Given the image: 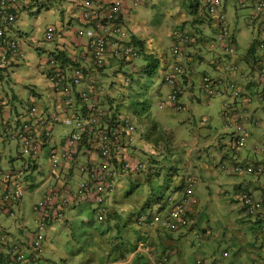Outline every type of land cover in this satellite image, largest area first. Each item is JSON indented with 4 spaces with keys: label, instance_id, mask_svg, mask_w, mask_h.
<instances>
[{
    "label": "rangeland",
    "instance_id": "obj_1",
    "mask_svg": "<svg viewBox=\"0 0 264 264\" xmlns=\"http://www.w3.org/2000/svg\"><path fill=\"white\" fill-rule=\"evenodd\" d=\"M53 2V6L41 9L40 12L34 7L32 15L24 13L14 22V26L23 31V51L26 53V58L16 70V75L12 68L3 72L5 77L0 79V98L9 101L16 94L25 102L24 105L21 101L14 103L19 110L28 108L34 99L40 105L43 100L55 102V97L52 94L49 95L48 77L37 67L40 61L48 59L49 51L55 52L54 39L47 40L44 36L46 30L50 26H56L60 34L63 20L66 19V23L70 20L67 14L63 16V9L67 8L69 3ZM191 2L200 4L201 12L205 9L202 0L159 2L150 0L149 4L141 3L138 6V19L132 26L136 30V35L145 44V53L159 59L154 76L141 77L134 74L132 83L126 78L129 74L137 73L132 70L137 68L138 71L148 62V59L142 56L128 64L118 63L121 66L120 71L107 68L106 73L102 74L103 83L107 87L110 88V82L114 83L113 86L117 89L114 95L117 93L120 108L130 115L139 128L145 129V133L143 135L139 133L134 143L138 150L139 161L145 165L144 172L141 176L126 175L123 177L112 195L124 196L133 188V184L142 180L144 186L141 189L147 196H150L151 201L161 198L160 200L165 202L169 197L181 198L185 191L184 176L194 174L198 177V183L192 191L200 204L191 211L193 213L190 217V226L175 233L176 236L184 234L187 243L195 247L197 255L192 256L190 264H196V258L200 259L204 250L206 251H204L206 254L204 257H217L220 264H255L253 252L257 251L254 250L252 241L255 232L253 220L256 217L244 211L242 205L235 199L245 194V191L262 196L260 188L261 183L264 182V175L258 172L234 173L232 168L236 164L249 162L256 166L264 162V154L253 148L255 145L264 146V112L259 115L260 127H250L252 134L242 148V156L233 157L228 149L230 130L226 128L224 120V103L228 101V97L207 98L200 88L201 76H199L196 78L195 96L191 99L185 96L181 101L185 107L183 111H176L169 103V87L164 82L163 74L166 57H169L172 63L175 62L171 51L174 40L173 30L185 29V31L200 34L198 33L199 28L195 27L196 23H192L195 18L191 17L195 14L190 12ZM223 2L224 8L226 5L227 20L234 30L239 45L238 55L244 57L254 39L258 37V31L250 29L247 25L248 17L254 14L255 10L251 7L242 8L239 0H223ZM180 16H187L191 21L183 27ZM199 18L208 21L203 15ZM209 23L215 26L218 22L216 18H213ZM209 23L203 27L206 32L211 30L212 26L210 27ZM74 24L78 25L77 28L84 34L85 30L82 26L76 21ZM128 31L133 34L129 27ZM204 40L201 51L206 53L207 40ZM258 53L259 59L264 62V55L260 51ZM241 65L244 66L243 63ZM200 70L209 69L207 66H201ZM246 72L249 71L246 70ZM33 89L39 90L41 98L32 97L31 90ZM259 89L264 91V86H259ZM112 98L115 100L114 97ZM163 102L168 105L161 107ZM8 107H11V104ZM70 115L73 113L70 112ZM68 132L66 127L59 125L55 131L54 140L66 137ZM1 143L3 147H0L2 156L0 167L4 170L17 169L18 172H23L25 197L21 204V213H17L15 217L5 215L0 211V230L8 234L14 233L24 240L22 226L25 227V231L35 232L37 230L33 208L38 203L42 190L55 181L54 171L45 151L38 159L37 170H32L24 165L25 161L29 160V156L17 141L4 140ZM131 152L135 155L132 149ZM22 153L25 154L21 157ZM228 155L231 157L229 158ZM77 169L76 166L72 186H77L83 179ZM156 171L159 173L158 176L154 174ZM150 173L154 174V177L150 178L148 175ZM147 179L149 181H146ZM240 182L243 185L251 182V189L241 191L237 188ZM152 188L153 192L150 195ZM137 195L136 191L131 197L134 198ZM89 202L90 204H84V210L82 209L81 212L74 213V215L69 214V221L67 220L65 225L50 226L48 239L44 241V264H101L104 261L99 256V248L94 246V238L97 239L101 231L98 224V204L94 201ZM160 207V203H155L152 211L156 213ZM170 208H172L171 204L167 206V213ZM209 226L213 227L212 241H216L217 245L211 242L207 247L200 248L199 244L204 239H199L196 234L201 231L200 229ZM21 229H23L22 232ZM153 230L151 231L152 236L156 235V231ZM89 237L93 241L88 240ZM100 249L103 248L100 247ZM224 250L233 252L231 258L223 257ZM129 257L121 260L120 264H146L142 260L136 263L135 258L129 260ZM14 264L23 263L14 262Z\"/></svg>",
    "mask_w": 264,
    "mask_h": 264
},
{
    "label": "built area",
    "instance_id": "obj_2",
    "mask_svg": "<svg viewBox=\"0 0 264 264\" xmlns=\"http://www.w3.org/2000/svg\"><path fill=\"white\" fill-rule=\"evenodd\" d=\"M86 1L93 7L81 15L80 19L86 24V28L84 34L81 30L78 32L79 38L86 39V51L74 55L70 59L71 65L64 64L62 60L51 56L45 61H40L37 66L39 71L48 77L50 89L60 101V111L49 110L44 104L33 103L11 120L5 111V101L0 99V135L6 134L10 140L17 141L23 151L37 161L40 155L48 150L51 166L56 175L59 173V176H64L76 166L81 173H87V179H83L74 188L59 183L50 185L42 199L34 205L37 230L29 234L27 242L12 241L0 230V258H4L10 264L12 262L39 264L44 252L46 219L51 217V213H58L56 204L59 200L68 207V202L62 200L71 198L72 194H80L85 200L103 203L109 188L108 182L105 181L113 176L109 161L114 159L115 152L118 155L123 150L128 151L126 148L128 149L136 140L137 126L128 119L114 128L109 127L110 118L100 103L104 100L105 91L98 75L100 69L111 60L121 61L139 57V49L130 40L127 22L141 3L146 4L150 0ZM202 3L207 13L215 17L218 22V32L208 39L207 47L215 57H218L214 58L212 63L217 66L219 74L218 76L202 74L200 88L207 98L228 97V101L224 103L225 126L230 130L228 149L233 157H238L251 134L249 125L252 122L254 127L260 125L261 121L252 119L250 113L256 98L264 101V93L256 96L250 93L245 95L244 87L233 77L241 71V67L235 61L238 57L239 45L227 20L223 0H202ZM239 3L242 8L251 7L255 10V13L248 17L247 25L250 29L258 31V39L256 38L258 48L264 54V0H239ZM19 5V0H0V73L14 68L16 62L20 64L26 58L23 38L7 35V30L17 20L14 12L19 10ZM58 32L56 26H50L44 36L47 40H55L59 35ZM173 39L171 51L175 62L165 71L164 81L170 90L169 103L176 111H183L185 107L181 102L183 87L180 78L188 76L191 49L199 42L196 34L185 29L176 30ZM206 63L203 56L196 55L195 66L201 67ZM253 67L257 75L254 80L264 85V62L255 63ZM88 69L95 76L89 78ZM245 80L249 82L252 77L247 75ZM165 105L168 103L163 102L161 107ZM70 112L73 115H70ZM59 125L66 127L69 132L66 137L55 141V131ZM83 146L97 147L101 161H92L83 166L77 162V158L83 152ZM260 146H254V150L263 154L264 146ZM120 168L122 176L133 175L142 172L144 164L122 161ZM232 171L264 174V165L236 164ZM22 176V171H0V205L4 208V212L11 216H14L16 211H20L25 196ZM187 183L190 189L195 187L198 183L197 176L190 175ZM240 200L249 215L264 213V201L254 195L242 194ZM170 203L172 208L167 214V219L162 218L164 214H155L150 220L151 224L163 226L168 230H177L186 226L189 220L185 216V209L198 205L199 200L191 190L184 201L177 203L171 199ZM207 233L210 234L211 231L208 230ZM146 250L142 246L138 249L139 252ZM149 259L151 264H167L165 257L158 258L154 254H149Z\"/></svg>",
    "mask_w": 264,
    "mask_h": 264
},
{
    "label": "trees",
    "instance_id": "obj_3",
    "mask_svg": "<svg viewBox=\"0 0 264 264\" xmlns=\"http://www.w3.org/2000/svg\"><path fill=\"white\" fill-rule=\"evenodd\" d=\"M19 11L20 10H18L17 12H14L16 14L17 19L19 18V14H18ZM204 39H208V38H205L202 34L199 35L198 36L199 43L197 45L202 46L203 42L205 41ZM257 39H254V41L252 42L246 54V57H247L246 59L248 60V62L252 60L256 63H259V60L257 59L258 58L257 54H259ZM132 44L136 48H140L141 56L144 59H148V62L142 65L140 70L137 71L138 75L141 77L142 76H149V77L154 76L158 68L159 59L151 57V55L149 56L148 54L145 53L144 42L142 40H138L134 38L132 40ZM52 54L55 55L57 59H61V60L63 59L64 62L70 60V58H68V56L64 53H59V54L52 53ZM190 57H191V54H190ZM125 62L127 63L128 60L125 59ZM130 62H131V59H130ZM132 75L133 74H129L128 76L132 77ZM132 81L133 80L131 79V82ZM114 90H115V87L111 86L110 91H114ZM116 91L117 89L115 90V92ZM259 93H264V91H260ZM76 97L78 98L79 96L77 95ZM112 97H114L115 100H113ZM112 97L107 98L103 101H100L101 106L105 109L106 115L110 118L109 119L110 121L108 122L109 127L114 128L115 126H118L125 119H128L132 122L130 115L120 108L119 100L117 98V93L116 95ZM154 127L156 126L154 125ZM119 129L121 128L119 127ZM98 152L99 151L97 147H94V148L84 147L82 154L77 158V162L81 163L82 166L86 164L88 165V163L92 161L100 162L101 157ZM45 153H47L49 156L48 150H46ZM115 153H114V159H111L109 161V165L112 168L113 176L110 179L105 181L106 183L108 182L107 185H109V188L107 189V193L104 196V199H103L104 202L99 204L94 200H85L83 199V196L80 194H75V195L72 194L71 198L69 199L64 198V200H62L66 203L68 202V205H69L68 207L64 206L63 202L59 200V202L56 204V208L59 210L58 213L57 214L51 213V217L46 219V231L47 232H46L44 241L45 240L47 241L48 239L47 237H48L50 226L65 225L67 220L69 221V217H68L69 214L74 215V213L77 214L81 212L82 209L84 210L83 208L84 204H90L89 201H94L98 204V211L102 213L103 215L102 219L98 221V224L101 228V231L99 232L100 235L97 236V239L94 244L95 247L99 248L98 249L99 256L104 260L101 262V264H107V263L111 264V263H116L121 260H125L134 250H137V248H139L140 246L145 247V249L147 250L139 252V255L135 257L136 263L137 262L139 263L142 260V261H145L146 264H151L150 259H149V254H154L158 258L165 257L167 259V264H170L171 258L175 255L176 252L179 253L181 250L183 251L185 250L187 251L184 253L185 262L187 264H190V259L192 258V256L197 255L194 250L195 247L193 244L189 245L187 243V238L184 237V234L176 236L175 233L179 232L180 229H177L176 231L167 230L163 228V226L162 227L156 226L150 223L151 218L155 215V213L152 211V206L155 203L161 204L160 210L157 211L156 213L164 214L162 215V218L164 220L167 219L168 217L167 214L169 213V212L168 213L166 212L167 206L169 204L172 205V203H170V200L173 199V197H169L165 202H163V200H160L161 198L157 199L156 201H151L150 196H147L146 193H144L141 189V187L144 186L142 180H139L137 184H133L132 186L133 188H131L129 192H126L124 196L112 195V192H114L117 188L118 182L123 178L121 171H120L121 162L122 161L134 162L139 159L134 154L129 153V149L128 151L123 150L118 155H116ZM28 159L29 160H27L26 163L29 166L33 167V169H36L38 167V164L36 162L37 160L34 159L33 157H29ZM261 164L264 165V162H261ZM141 173L133 174V175L141 176ZM58 174L56 175L53 173L55 181L53 183H49V186L45 190H42L41 197L39 200L42 199V197L44 196L45 192L50 187V185H54L55 183H59L61 185L63 184L65 186L67 185V186L74 188V186L71 185V181L69 180V178L71 177V172L67 173L66 175L64 174V176L62 175L59 176ZM154 174L155 176L159 175L157 171ZM154 174L150 173L148 175L150 178H152L154 177ZM80 175L84 179H87L86 172H82L80 173ZM190 175H194V174H187L184 176L183 181H184L185 191L182 193L181 198L173 199L175 202L180 203L184 201L185 199H187L189 191L192 190L190 189L187 183V179ZM148 179L146 181H149ZM109 182L111 184H109ZM136 191L138 195L132 198L131 195L135 193ZM150 192H151L150 193L151 195L153 192V188L151 189ZM192 193L194 196H196L193 191ZM107 200H108V203H107ZM236 201L240 202L241 201L240 197H238ZM78 209H80V211H78ZM192 210H193V206L187 207L185 209L186 211L185 216L188 218L192 217V213H193L191 212ZM94 213H96L95 210H94ZM59 214H61V216ZM142 217H144V219H142ZM189 226L190 225H188V227ZM188 227H186L185 229H187ZM152 230L154 232L156 231V235L152 236L151 234ZM31 232L33 231L26 230L25 232L24 230L23 232L24 240H21L19 238L18 240H16V242L18 243H21L23 241L27 242L29 240L28 236ZM89 239L91 240L90 237ZM100 247H102L103 249H100ZM100 253L102 256L100 255ZM202 256L205 259L204 257L205 255L203 254ZM197 260L198 258H196V264H199V261L197 262ZM205 261L207 260L205 259ZM212 262L213 264L219 263L217 258L213 259ZM1 263L2 261H0V264ZM38 263L44 264L43 262H38ZM11 264H14V262H12ZM207 264H209V262Z\"/></svg>",
    "mask_w": 264,
    "mask_h": 264
},
{
    "label": "crops",
    "instance_id": "obj_4",
    "mask_svg": "<svg viewBox=\"0 0 264 264\" xmlns=\"http://www.w3.org/2000/svg\"><path fill=\"white\" fill-rule=\"evenodd\" d=\"M53 1H56V2H60L61 4H63V1L65 2H68L69 3V6L67 8H64L63 9V16L65 14H67L69 16V23H66V19L63 20V25L61 27V31H60V34L56 37V39L54 40V44H55V47H54V50L56 52V54H59V53H64L66 54L68 57H72L74 55H78L79 53L83 54L87 47H86V39L84 38H79V28L78 25L74 24V21H76L78 24H80L82 26V28H86V24H84L81 20H80V17L81 15L83 14L84 11H87L88 9L92 8V4H88L86 0H19V16L23 15L24 13H28L29 15H32L34 13V10L33 8H37L38 9V12L41 11V9H44V8H49L51 6L54 5V2ZM157 2L159 1H164V0H156ZM150 3V2H149ZM155 3V2H154ZM190 8H191V13H193V15L195 14V16L191 17L192 19L195 18V20H192V23L195 24L196 23V28H199V31L198 33H200L199 35H204L206 36L208 39H210L213 35H215V33L218 32V28H217V25L213 26L211 25V19L215 18L212 16H209L207 14V11L206 9L203 10V12H201L200 10V4H196V3H193L191 2L190 3ZM205 8V7H204ZM225 10H226V5H225ZM201 12V13H200ZM136 15L129 18L128 20V27L130 28L131 32L133 33V36H135L138 40H141L137 35H136V30L133 28V24L135 23V21L138 19V11H136L135 13ZM191 15V14H190ZM204 16L207 18L208 21H203L202 19H200L199 17L200 16ZM198 16V17H197ZM179 18V17H178ZM185 19H188V20H185ZM180 20L183 24V27L186 26L187 22L191 21V19H189L187 16H180ZM195 21V22H193ZM180 22V21H179ZM207 23H209L210 27H211V30L206 32L205 29H203L204 26L207 25ZM135 30V31H134ZM202 33H201V32ZM234 31V30H233ZM174 32V30H173ZM7 35L9 37H14V36H21L23 38V31L19 28V27H16L14 26H11L9 27V29L7 30ZM198 35V36H199ZM145 46V44H144ZM203 46L201 45H196L194 46L192 49H191V57H190V60H189V74L188 76H184L182 78H180V84L181 86L183 87V96H182V99L186 96V97H189L190 99L193 98L195 95H194V89L196 88V78L199 76H201V79H202V73L205 71L211 75H215V76H218L219 74V71L217 70V66H214V64L212 63V60H214V58H218L217 56L215 57L214 54L210 53L208 51V49L206 50V53H203L201 51ZM39 48V47H37ZM208 51V52H207ZM53 51H49V57L52 55V53H55ZM201 55L203 56L204 58H206L208 60V62L204 65V66H207L209 70H200V67H197L195 66V61H196V55ZM264 55V54H263ZM258 56V60L259 59V54H257ZM246 55L244 57H241L238 55V57H236L235 61L236 63L241 67V71L234 75L233 77H235L236 79H238V81L240 82V84H242L244 86V89L247 93H250V94H253L254 96L257 95V93H259L261 90L259 89V85L257 82H252V81H249V82H246L245 80V77L247 76L246 74V70L247 68L249 69L248 71H253L252 75H255V69L253 67V62H248V60L246 59ZM173 59V58H172ZM230 61V60H227V62ZM244 64V66H242L241 64ZM165 70L171 66L173 63H172V60L169 58V57H166V61H165ZM22 65V64H18L17 62L14 64V68L13 69V73L17 74L16 70L19 68V66ZM245 67H246V70H245ZM164 70V71H165ZM246 73V74H244ZM15 74V75H16ZM5 77V74L3 73H0V79H3ZM263 86V85H261ZM170 91V90H169ZM168 91V93H169ZM50 92V91H49ZM162 92V91H161ZM31 95L32 97L34 98H41L40 94H39V90H31ZM49 95H51V93H49ZM54 96V95H52ZM55 97V96H54ZM13 104L14 103H17V102H20L22 103V105L25 104L24 101H22L20 98H18V96L16 94L13 95ZM46 103V106H48L49 110H57V111H60L61 109V106H60V101L57 100V98H55V102L54 103H51L49 101H44ZM62 105V104H61ZM14 107L12 109H16V106L15 104L13 105ZM251 112L250 113L252 115V119L255 118V119H258V120H261L259 115L264 112V101H261V100H257V98L254 100V103L252 104L251 106ZM14 114L13 111L10 109L8 110L7 112V116L8 115H12ZM260 125H261V122H260ZM260 125L258 127H260ZM249 127H254V124L253 122L251 123V125H249ZM256 127V128H258ZM139 133L140 135L142 134V129L140 128L139 129ZM252 134V133H251ZM0 141H4L3 139ZM136 145V144H135ZM133 145V146H129V150L131 151H134L135 155L138 157L137 153H138V150H137V147ZM0 147H3L2 143L0 142ZM254 148V146H253ZM127 149V150H128ZM241 155V153H240ZM229 158L231 157L230 155H228ZM242 156V155H241ZM1 155H0V166H1ZM249 163V162H248ZM260 183V182H258ZM251 185L252 183L251 182H248V183H245L244 185L240 182L239 184H237V188L240 189L241 191L242 190H249L251 189ZM260 188V187H258ZM261 192H262V196H256L257 198H260L262 200H264V182L261 183ZM243 208V207H242ZM2 208H0L1 210ZM5 215H8L5 213ZM255 222V232H254V236H253V241H252V245L254 246V250H256L257 252H253L254 254V257H253V260H254V263L255 264H262V261H261V252L259 250L260 248V244L262 243V241L259 239V233H260V228L264 227V215L261 216L260 218H255L253 220ZM23 224V223H21ZM25 230V229H24ZM23 231V229H21V232ZM26 232V231H25ZM10 237L12 239H15V240H18L20 237L18 235H15L14 233L12 234H9ZM213 237V236H212ZM212 237H209L205 240V242H202L199 247L200 248H205L208 246V244L211 243L212 241ZM210 241V242H209ZM215 242V241H214ZM216 245H217V242H216ZM211 249H212V246H211ZM205 251V250H204ZM202 252V255H206L205 252ZM187 252V251H183L181 250L179 253L176 252L175 255L171 258V263L170 264H187L185 262V259H184V253ZM231 253L230 252V257L231 258ZM211 257H205V259L207 260H211V264H213V260L212 258L214 259V257H212L211 259H209ZM216 259V258H215ZM1 264H8V261H5L3 260ZM109 264V263H107ZM111 264H120V261L119 262H116V263H111ZM217 264H220L217 263Z\"/></svg>",
    "mask_w": 264,
    "mask_h": 264
},
{
    "label": "clouds",
    "instance_id": "obj_5",
    "mask_svg": "<svg viewBox=\"0 0 264 264\" xmlns=\"http://www.w3.org/2000/svg\"><path fill=\"white\" fill-rule=\"evenodd\" d=\"M146 4H149V2L148 3H146ZM136 13V12H135ZM208 14V13H207ZM136 14H134L133 16H135ZM209 15V14H208ZM81 20V19H80ZM127 28H128V23H127ZM85 28H83V30H84ZM176 31V30H175ZM175 31L173 32V35H174V33H175ZM129 32V31H128ZM197 36H198V34L197 33H195ZM129 37H130V40H131V42H132V40L134 39V38H136L135 36H133V34H131L130 32H129ZM137 39V38H136ZM207 41H208V39H206ZM206 41V42H207ZM194 47V46H193ZM139 49V57H137V58H140L141 57V50H140V48H138ZM56 53V52H55ZM262 54V53H261ZM51 56H55V55H51ZM50 56V57H51ZM50 57H48V58H50ZM56 57V56H55ZM73 57V56H72ZM71 56L70 57H68V58H72ZM137 58H131V62H133L135 59H137ZM173 58V57H172ZM204 58V57H203ZM61 60V59H60ZM174 60V59H173ZM205 60L208 62V60L205 58ZM62 61H63V59H62ZM130 62V59H128V62L126 63L125 62V60H121V61H116V60H111L107 65H105L103 68H101L100 69V73H99V75H98V79H99V81H100V83H101V85H102V87L104 88V90L103 91H105L104 92V95H103V98H104V100L105 99H107V98H110V97H112L113 95H114V92H115V90H116V87H115V90L114 91H110L111 90V86H113L114 85V83H112V82H110V88L109 87H107L104 83H103V76H102V74L104 75L105 73H106V70H107V68H109L110 70H112V69H114V70H116V69H118V71H120L121 70V66H119L118 65V63H120V64H128V63H131ZM256 63V62H254V61H252L251 60V63ZM259 62H262L261 60H259ZM23 62H21L20 64H22ZM63 63L64 64H67V65H71V64H69L70 63V60L69 61H66V62H64L63 61ZM174 63V62H173ZM253 64V65H254ZM170 67V66H169ZM168 67V68H169ZM167 68V69H168ZM166 69V70H167ZM165 70V71H166ZM249 69L247 68V71H248ZM132 71H135V72H137V68H135L134 70H132ZM165 71H164V73H165ZM117 72V71H116ZM42 73V72H41ZM205 73H207V72H203L202 74H205ZM247 73V74H246ZM246 73H244V74H246V75H250L251 77H252V80H250V81H252V82H256V80H254L255 78H256V74L255 75H252V73H253V71H249V72H246ZM255 73H256V71H255ZM134 74H136V75H138V73H133V75ZM207 74H209V73H207ZM87 75L89 76V78H92L91 76H95L94 74H92V72H90V69H88L87 70ZM211 75V74H210ZM117 76V75H116ZM139 76V75H138ZM212 76H215V75H212ZM126 78L127 79H130V82H131V79L133 80V77H129L128 75L126 76ZM163 78H164V74H163ZM201 81H202V79H201ZM133 82V81H132ZM131 82V83H132ZM165 82V81H164ZM239 82V81H238ZM247 82V81H246ZM240 83V82H239ZM259 86H261L260 84H258ZM201 86V85H200ZM241 86H243L242 84H241ZM244 87V86H243ZM49 91H50V93L53 95V93H52V91H51V89H50V87H49ZM244 91H245V89H244ZM245 93V95L246 94H249V93H247L246 91L244 92ZM116 95V94H115ZM110 96V97H109ZM183 96V95H182ZM0 99H2V100H4L5 101V103H6V106H5V111H6V113L8 112V110H12L13 111V113L15 112V115L16 114H18L21 110H19L18 109V107L16 106V109H12L14 106V104H13V98H11L9 101L8 100H5L4 98H0ZM41 100V99H40ZM45 100H43V101H41L42 102V104H44V105H46V103L44 102ZM32 102L33 103H38L37 101H35V99L34 100H32ZM32 103V104H33ZM9 104H11V107H8V105ZM39 104V103H38ZM47 108H48V106H47ZM18 109V110H17ZM25 109V108H24ZM15 115L14 114H12V115H9V117L11 118V120L12 119H14V117H15ZM131 118V117H130ZM132 119V118H131ZM261 121V120H260ZM132 122L136 125V123H135V121L132 119ZM137 126V125H136ZM139 127L137 126V133H136V138L138 137V134H139ZM142 129V128H141ZM145 133V129H142V135ZM0 139L2 140H5V141H12V140H10L7 136H6V134H1L0 135ZM0 142H2V141H0ZM135 142H136V140H135ZM134 142V143H135ZM134 143L131 145V146H133L134 145ZM19 144V143H18ZM19 146H21L20 144H19ZM256 146V145H255ZM263 146V145H262ZM129 153H131V154H133L130 150H129ZM241 153V152H240ZM23 154H25V153H22V154H20V156H22ZM232 154V153H231ZM264 154V153H263ZM240 155V154H239ZM37 162V164H38V161H36ZM134 162H140L139 161V159L138 160H136V161H134ZM142 163V162H141ZM143 164V163H142ZM245 164H248V163H245ZM249 164H252V163H249ZM259 164H261V162L259 163ZM24 165H26L27 166V169H29V168H31L32 170H37V168L36 169H33V167H31V166H29L28 164H26V161H25V164ZM253 165V164H252ZM74 169H75V167H72L71 169H70V171L69 172H71V177L69 178V180L72 182V178H73V175H74ZM144 169H145V165H144ZM0 171H9V170H4V169H2L1 167H0ZM10 171H16V172H18V170L17 169H11ZM68 172V173H69ZM77 172H79V174L81 173L80 171H79V169H77ZM142 172H144V170L142 171ZM141 173V172H140ZM138 174V173H137ZM124 177V176H123ZM84 179V178H83ZM82 179V180H83ZM81 180V181H82ZM80 181V182H81ZM74 187H76V186H74ZM243 191V190H242ZM245 193H249V194H251V195H254L251 191H248V192H246L245 191ZM255 196V195H254ZM25 197V196H24ZM257 198V197H256ZM198 199V198H197ZM258 199H260V198H258ZM86 200H89V199H86ZM199 200V199H198ZM235 200H237V199H235ZM260 200H262V199H260ZM23 201V200H22ZM262 201H264V200H262ZM240 204H241V201L239 202ZM22 204V203H21ZM200 204V201H199V203H198V205ZM198 205H196V206H194L193 207V209L194 208H196ZM242 205V204H241ZM243 207V206H242ZM0 208H2L0 211H2V213H5L4 212V208L0 205ZM21 209H22V206H21ZM21 209H20V211H16L15 212V215L13 216V217H15L16 216V214L17 213H21ZM244 211H246L245 210V208L243 207L242 208ZM33 213H34V210H33ZM7 214V213H6ZM155 214H159V213H155ZM35 215V214H34ZM264 215V213H259V214H255V215H250V216H255L257 219L258 218H260L261 216H263ZM8 216H11V215H9L8 214ZM102 213H100L99 211H98V221L99 220H101L102 219ZM188 224L186 225V226H182V227H180V228H178V229H180V231L181 230H184L186 227H188V225H190V223H191V220H190V218H188ZM34 222H35V219H34ZM36 224V223H35ZM22 228H25L24 226H22ZM168 230V229H167ZM201 230V231H200ZM199 231V233L198 234H196V237H198L199 239H201V240H203L204 239V241H201L200 242V244L202 243V242H205V240L207 239V238H209V237H212L213 236V227H207V228H202V229H200ZM208 230H210L211 231V233L210 234H208L207 233V231ZM176 231V230H175ZM4 232V231H3ZM6 233V232H5ZM264 227H262V228H260V233H259V239L262 241V243L260 244V248H259V250H260V252H261V258L263 257V259H261V261H262V264H264V250H263V243H264ZM9 237H10V235L8 234V233H6ZM11 238V237H10ZM11 240L12 241H16L15 239H12L11 238ZM88 240H90L89 238H88ZM90 241H93L92 239L90 240ZM94 241H96V238H94ZM211 242H213V244H215L216 243V241L214 242V241H211ZM199 244V245H200ZM216 245V244H215ZM140 248V247H139ZM139 248H137V250H134L128 257H129V260H131V259H133V258H135L137 255H139V251H138V249ZM44 253V252H43ZM197 253V252H196ZM233 253V252H232ZM225 254H228L227 256H225ZM201 256V258L199 259V257H197L198 258V260H197V262L199 261V264H207L208 262H210V260H207V261H205V259L203 258V256L202 255H200ZM223 257L224 258H229L230 257V251H226V250H224V252H223ZM215 258H217V257H214V259ZM127 259V258H126ZM125 259V260H126ZM4 260V258H0V261H3ZM43 254H42V256H41V258L39 259V262H43ZM6 261V260H5ZM204 261H205V263H204ZM119 262V261H118ZM8 264H10L9 262H8Z\"/></svg>",
    "mask_w": 264,
    "mask_h": 264
}]
</instances>
